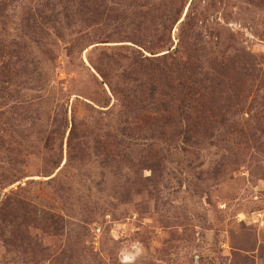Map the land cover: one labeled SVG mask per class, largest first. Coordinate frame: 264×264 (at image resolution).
I'll use <instances>...</instances> for the list:
<instances>
[{
	"label": "rangeland",
	"instance_id": "1",
	"mask_svg": "<svg viewBox=\"0 0 264 264\" xmlns=\"http://www.w3.org/2000/svg\"><path fill=\"white\" fill-rule=\"evenodd\" d=\"M0 264H264V0H0Z\"/></svg>",
	"mask_w": 264,
	"mask_h": 264
}]
</instances>
